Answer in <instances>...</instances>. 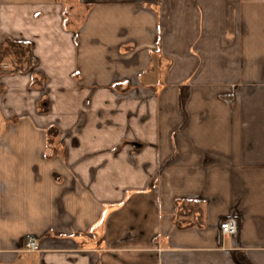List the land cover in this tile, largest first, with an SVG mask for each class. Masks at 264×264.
Returning a JSON list of instances; mask_svg holds the SVG:
<instances>
[{
  "label": "crops",
  "instance_id": "obj_1",
  "mask_svg": "<svg viewBox=\"0 0 264 264\" xmlns=\"http://www.w3.org/2000/svg\"><path fill=\"white\" fill-rule=\"evenodd\" d=\"M7 39L0 264H264V0H0Z\"/></svg>",
  "mask_w": 264,
  "mask_h": 264
},
{
  "label": "trees",
  "instance_id": "obj_2",
  "mask_svg": "<svg viewBox=\"0 0 264 264\" xmlns=\"http://www.w3.org/2000/svg\"><path fill=\"white\" fill-rule=\"evenodd\" d=\"M12 55L16 59L15 61L13 59L10 60L12 68L5 70L4 68L0 67V72H14L21 70L22 67H20L19 64H23L22 61L25 58L28 62L27 67H31L34 64V62L31 61L30 55H28L27 49L23 48L20 43H16L7 39L3 42V44H0V64H2L6 59H11ZM40 84L42 83L40 82ZM48 134L50 137L49 142L57 144L59 129L56 126L51 125L48 128ZM203 217L204 215L202 200L198 199L177 201V216L175 218V224L177 226L183 227L190 225H203Z\"/></svg>",
  "mask_w": 264,
  "mask_h": 264
},
{
  "label": "built area",
  "instance_id": "obj_3",
  "mask_svg": "<svg viewBox=\"0 0 264 264\" xmlns=\"http://www.w3.org/2000/svg\"><path fill=\"white\" fill-rule=\"evenodd\" d=\"M237 226V221L233 218L227 219L226 221L221 223V233L223 237L235 234L237 231ZM26 250L29 252L40 250L39 240L35 237L29 238L26 243Z\"/></svg>",
  "mask_w": 264,
  "mask_h": 264
},
{
  "label": "rangeland",
  "instance_id": "obj_4",
  "mask_svg": "<svg viewBox=\"0 0 264 264\" xmlns=\"http://www.w3.org/2000/svg\"><path fill=\"white\" fill-rule=\"evenodd\" d=\"M70 14H71L70 12H67V16L70 15ZM81 15H82V14H81ZM69 17H70V16H69ZM12 56H13V55H12ZM12 56H11V57H12ZM1 65H2V64H0V66H1ZM3 65H4V64H3Z\"/></svg>",
  "mask_w": 264,
  "mask_h": 264
}]
</instances>
